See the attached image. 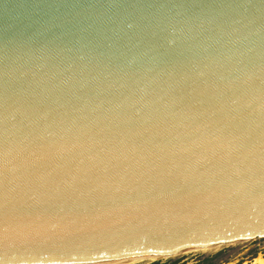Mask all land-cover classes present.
<instances>
[{
  "label": "water",
  "instance_id": "1",
  "mask_svg": "<svg viewBox=\"0 0 264 264\" xmlns=\"http://www.w3.org/2000/svg\"><path fill=\"white\" fill-rule=\"evenodd\" d=\"M255 230L264 0H0V251L84 264Z\"/></svg>",
  "mask_w": 264,
  "mask_h": 264
},
{
  "label": "clouds",
  "instance_id": "2",
  "mask_svg": "<svg viewBox=\"0 0 264 264\" xmlns=\"http://www.w3.org/2000/svg\"><path fill=\"white\" fill-rule=\"evenodd\" d=\"M218 252H221L219 257L216 255ZM127 255L129 258L104 260L100 264H153L158 259L161 264L169 261L175 264H238L241 259L242 264H264V230L245 231L226 239L203 242L194 247L184 246L167 251L148 248ZM201 257L216 259L208 261L200 259ZM24 260L25 253L7 243L0 251V264H24Z\"/></svg>",
  "mask_w": 264,
  "mask_h": 264
},
{
  "label": "trees",
  "instance_id": "3",
  "mask_svg": "<svg viewBox=\"0 0 264 264\" xmlns=\"http://www.w3.org/2000/svg\"><path fill=\"white\" fill-rule=\"evenodd\" d=\"M221 252L216 253V255L220 256ZM215 258L216 257H203V258H200V259L211 261V260H214ZM153 264H161V261L160 260H156V261L153 262ZM165 264H175V262L169 261V262H165Z\"/></svg>",
  "mask_w": 264,
  "mask_h": 264
},
{
  "label": "rangeland",
  "instance_id": "4",
  "mask_svg": "<svg viewBox=\"0 0 264 264\" xmlns=\"http://www.w3.org/2000/svg\"><path fill=\"white\" fill-rule=\"evenodd\" d=\"M211 251V250H210ZM221 251H223V248H221ZM255 255V253H253V256ZM219 257V256H218ZM203 258V257H201ZM216 259V258H215ZM262 261H264V255H262ZM238 264H242V259L238 262Z\"/></svg>",
  "mask_w": 264,
  "mask_h": 264
},
{
  "label": "bare ground",
  "instance_id": "5",
  "mask_svg": "<svg viewBox=\"0 0 264 264\" xmlns=\"http://www.w3.org/2000/svg\"><path fill=\"white\" fill-rule=\"evenodd\" d=\"M116 259V258H113ZM122 259H126V258H122ZM110 260V259H107ZM104 261V260H103ZM101 261H96V262H92V263H84V264H100Z\"/></svg>",
  "mask_w": 264,
  "mask_h": 264
},
{
  "label": "snow or ice",
  "instance_id": "6",
  "mask_svg": "<svg viewBox=\"0 0 264 264\" xmlns=\"http://www.w3.org/2000/svg\"><path fill=\"white\" fill-rule=\"evenodd\" d=\"M189 247H194V246H189Z\"/></svg>",
  "mask_w": 264,
  "mask_h": 264
}]
</instances>
